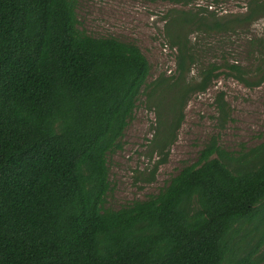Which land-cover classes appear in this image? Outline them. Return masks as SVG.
Here are the masks:
<instances>
[{"label": "trees", "instance_id": "trees-1", "mask_svg": "<svg viewBox=\"0 0 264 264\" xmlns=\"http://www.w3.org/2000/svg\"><path fill=\"white\" fill-rule=\"evenodd\" d=\"M78 1L0 0V264H264V140L231 151L214 134L159 192L107 206L109 156L141 96L163 150L192 94L222 67L249 81L246 71L198 64L196 46L176 34L175 70L151 79L137 43L80 26ZM260 16L264 0L231 17L208 7L169 14L207 33ZM214 104L224 128L233 120L224 91Z\"/></svg>", "mask_w": 264, "mask_h": 264}, {"label": "rangeland", "instance_id": "rangeland-1", "mask_svg": "<svg viewBox=\"0 0 264 264\" xmlns=\"http://www.w3.org/2000/svg\"><path fill=\"white\" fill-rule=\"evenodd\" d=\"M248 1L193 0L189 4L164 0L78 1L80 26L96 37L112 35L137 43L151 63V79L175 70L177 47L172 38L186 34L196 46L198 64L236 63L246 71L250 81L229 74V69L222 67V74L207 91L192 94L175 140L163 150L155 143L158 115L147 97L141 96L124 130L121 147L109 156L111 190L107 206L119 208L159 192L185 165L198 160L199 151L214 134L219 133L221 145L231 151H239L243 143L250 148L264 140V80L258 85L253 83L259 78L257 69L264 70L260 59L264 58V48L259 43L264 41V16L211 33L172 25L169 17L175 9L206 7L231 17L246 11ZM220 91L225 92L233 117L224 128L215 120L214 101ZM165 136L166 133L159 136L161 143Z\"/></svg>", "mask_w": 264, "mask_h": 264}]
</instances>
